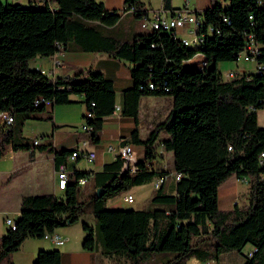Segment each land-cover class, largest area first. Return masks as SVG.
I'll return each mask as SVG.
<instances>
[{
    "label": "trees",
    "instance_id": "16d2710c",
    "mask_svg": "<svg viewBox=\"0 0 264 264\" xmlns=\"http://www.w3.org/2000/svg\"><path fill=\"white\" fill-rule=\"evenodd\" d=\"M226 1L211 0L201 12L199 31L205 36L195 46L161 29L117 35L114 28L126 12L136 18L148 13L142 0H124L121 10L98 0L0 1V112L12 117L0 122V157L26 150L33 159L36 151L53 152L58 166L76 148L56 151L51 141L35 143L23 134L27 119L52 120L49 109L83 94L92 116L84 114L88 128L80 136L96 144L104 118L116 109L113 82L101 70L89 66L50 77L30 66L38 55L90 50L140 61L131 69L134 83L124 90L122 108L135 118L143 98L171 99L167 115L145 138L136 127L127 139L145 147L136 166L126 168L121 156L96 172L72 165L63 196L23 195L16 228L0 236V264H14L12 255L26 238L78 220L86 200L80 178H86L83 186L103 188L101 196L92 192L88 197L95 227L82 224L87 249L99 238L106 255L123 256L129 264H187L192 256L218 260L250 245L243 264H264V126L257 120V109L264 106V69L224 78L216 66L237 60L248 34L259 44L257 62L264 65V0ZM165 2L173 9L170 0ZM54 8L67 14L65 20ZM197 53L206 60L202 68L199 61L185 64ZM159 144L173 152L174 170L181 174L175 192L168 193L164 179L144 207H107L110 198L157 175L147 162L156 157ZM234 174L248 177V202L222 209L218 187ZM32 264H61V251L40 249Z\"/></svg>",
    "mask_w": 264,
    "mask_h": 264
},
{
    "label": "crops",
    "instance_id": "0c3cea01",
    "mask_svg": "<svg viewBox=\"0 0 264 264\" xmlns=\"http://www.w3.org/2000/svg\"><path fill=\"white\" fill-rule=\"evenodd\" d=\"M13 1V0H0ZM24 5L30 0H17ZM104 2L109 9H123L124 0H98ZM145 6L151 9L166 8L165 0H142ZM226 5V0H218ZM211 4V0H170V8L187 7L193 11L203 12ZM130 12H126L124 18ZM67 14L58 11L57 17L60 20H65ZM191 28V27H189ZM64 30V28H62ZM114 32L118 35L122 33L116 27ZM179 35L192 38L193 34L188 32L187 28L179 29ZM199 55V54H198ZM201 55V54H200ZM201 57L191 58L185 64L197 62ZM140 61L131 62L125 59L112 57L104 52L90 50H64L61 49L53 56H36L30 60V66L42 70L50 77L74 75L79 69L92 66L101 70L104 75L111 79L115 90V104L120 106V110H115L113 113L104 118L100 141L96 144H91L87 139L81 138V133L84 131L81 128L84 114L86 111V103L84 95L77 93L73 94L74 99L71 103L56 104L52 110L53 119H27L24 124V136L34 140L40 138L41 143L51 141L56 151L64 149L79 150L92 149L96 152L94 161H87L82 155L72 160L70 155L66 158L69 169L75 166L81 170H89L91 172L101 171L107 162L113 161L117 154L107 150L108 144L115 146L126 144L132 131L137 127L140 137L145 138L150 131L152 125L160 119H163L169 110V102L164 111L160 108L148 110L145 107V102L149 99H160L159 97H145L141 101L138 118L124 114L122 112L124 103V90L131 87L134 83L131 69L139 64ZM218 70L224 78L231 70L239 74L254 73L257 68L256 60H244L240 57L237 60L220 61L216 64ZM257 109L258 124L264 126V120H260L259 111ZM6 113L0 112V122L3 120ZM142 118V120H141ZM132 144L134 153L132 162L145 157V147L139 142H129ZM30 151H11L0 157V236L6 233L8 225L5 223L7 216L18 218L21 213V200L25 194H40L54 193L57 196H63L65 189L59 188L57 184V167L55 163V155L52 152L34 153V158L31 159ZM65 161V160H64ZM157 175L151 180L135 185L132 188L110 198L106 206L109 208H141L149 201L155 188L159 186L160 173L165 176L164 185L168 193L175 192V170L173 167V152L167 151L159 144L157 146V155L153 159ZM86 180V178H85ZM46 184V187H44ZM83 185V184H81ZM141 192L138 201V193ZM249 181L248 177L239 178L231 175L218 187V205L222 209H230L236 203L240 205L248 202ZM132 193L134 201L129 203L125 200V194ZM78 226L74 223L65 226H59L54 230L59 233L64 241L57 243L51 239L43 237H28L20 248L16 250L12 259L14 264H32L40 249H59L61 251V264H129L128 261L120 255H106L102 250L101 240L98 238L93 249H87L83 246L85 230L83 222H87L92 227H95L93 214L90 215L87 221L78 218ZM228 253V252H226ZM223 253V254H226ZM221 254V255H223ZM195 258V264H203L204 260H200L194 256L187 260V264L191 259ZM214 264L220 262L211 260ZM241 261L240 264H243Z\"/></svg>",
    "mask_w": 264,
    "mask_h": 264
},
{
    "label": "built area",
    "instance_id": "2783aa9c",
    "mask_svg": "<svg viewBox=\"0 0 264 264\" xmlns=\"http://www.w3.org/2000/svg\"><path fill=\"white\" fill-rule=\"evenodd\" d=\"M37 2H44V0H35ZM55 12H57V8H54ZM203 22V17L201 12L193 11L187 7V5L183 7H177L173 9H151L148 11V13L143 17L142 25L144 27L152 28V29H161L165 31H170L173 33L174 36L181 38L184 45H192V44H198L200 41L203 40L205 33L199 31V26ZM58 26L60 28L64 27L63 22H57ZM191 27V28H189ZM181 28H187L188 32L193 34L192 38H188L185 36L179 35V29ZM210 29H212L210 27ZM260 52L259 44L255 41L252 34H248V36L245 38V43L242 48V50L238 54V58L242 57L244 60H256L257 62V56ZM206 64V60L204 58L199 60L198 66L202 68ZM264 69L263 64H259L257 62V68L255 71L261 72ZM236 76V72L231 70L227 73L228 78H232ZM120 106L116 105L115 110H120ZM85 114L87 116H92V112L86 107ZM4 120L10 122L12 121V117L9 115L4 116ZM81 128L83 130H87L88 126L86 124L85 118L83 119V123L81 125ZM40 138L35 139V143L40 142ZM107 150L109 152H115L117 156H121L125 161V167L128 168L129 166H136L137 161L135 163L132 162L133 160V147L132 144L126 143L124 145H118L115 146L114 144H108ZM82 155L87 161L92 162L96 158V152L92 149H86V150H79L76 148V151H74L69 157V159H76L78 156ZM262 156H264V153H262ZM148 167H154L153 160L147 162ZM68 172H69V166L68 161L65 160L61 163H59L57 167V184L59 188H62V183H68ZM181 174L179 172H175V179H179ZM165 176L160 177V182L164 180ZM80 184H84L85 178H80L79 180ZM125 200L129 203L134 201V196L132 193H126L125 194ZM5 223L8 225V227L15 229L16 228V220L13 217L7 216L5 218ZM43 238L51 239L57 243H62L64 241V238L57 233L55 230L52 231H46L43 236ZM203 264H214L211 260L204 261Z\"/></svg>",
    "mask_w": 264,
    "mask_h": 264
},
{
    "label": "rangeland",
    "instance_id": "374dc122",
    "mask_svg": "<svg viewBox=\"0 0 264 264\" xmlns=\"http://www.w3.org/2000/svg\"><path fill=\"white\" fill-rule=\"evenodd\" d=\"M143 22V18H136L134 17L133 14L129 13L127 15L126 18H124V20L119 24V30H121L122 34L121 35H126V36H130L131 37V33L136 32V31H140V30H153L152 28H148V27H144L142 25ZM196 44H192V46H195ZM199 54V55H198ZM201 53H197L193 56V58L196 57H201L202 54ZM158 98V97H156ZM160 99H151V100H147L145 102V107L148 110H152L153 108H160L162 111L165 110L166 105H167V100L168 102H170V97H159ZM259 116H260V120L263 121L264 120V110H260L259 111ZM142 120V118H141ZM263 126V125H261ZM44 187H46V184H44ZM82 188L85 189V194H83V196H86V200L85 203L83 205V212L80 213L79 217L84 220L87 221L90 217V215L92 214V201L91 199H89V194H91L92 192H97V190H94L93 188H91L90 183L87 182L86 186L81 185ZM138 201L140 199L141 196V192L139 191L138 193ZM244 198L241 199L240 205H243L242 201ZM148 202H146L147 205ZM79 220V219H78ZM78 220H76L75 222H73L75 225L78 224ZM72 223V224H73ZM78 226V225H77ZM251 248L250 245H247L241 252L240 251H230L226 254H223L220 256V262L218 264H240L241 261L245 260V254L249 249ZM195 258L191 259L189 261L188 264H195Z\"/></svg>",
    "mask_w": 264,
    "mask_h": 264
},
{
    "label": "water",
    "instance_id": "95a60500",
    "mask_svg": "<svg viewBox=\"0 0 264 264\" xmlns=\"http://www.w3.org/2000/svg\"><path fill=\"white\" fill-rule=\"evenodd\" d=\"M102 194H103V188L99 187V188L97 189V195H98V196H101Z\"/></svg>",
    "mask_w": 264,
    "mask_h": 264
},
{
    "label": "bare ground",
    "instance_id": "6f19581e",
    "mask_svg": "<svg viewBox=\"0 0 264 264\" xmlns=\"http://www.w3.org/2000/svg\"><path fill=\"white\" fill-rule=\"evenodd\" d=\"M67 183H62V188L65 189Z\"/></svg>",
    "mask_w": 264,
    "mask_h": 264
}]
</instances>
